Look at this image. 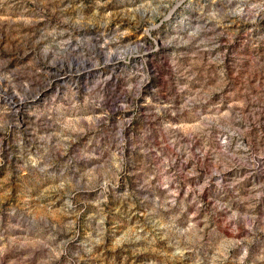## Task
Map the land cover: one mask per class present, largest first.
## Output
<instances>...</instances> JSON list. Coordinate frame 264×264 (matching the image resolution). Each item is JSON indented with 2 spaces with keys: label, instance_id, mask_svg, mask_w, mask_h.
I'll list each match as a JSON object with an SVG mask.
<instances>
[{
  "label": "rangeland",
  "instance_id": "1",
  "mask_svg": "<svg viewBox=\"0 0 264 264\" xmlns=\"http://www.w3.org/2000/svg\"><path fill=\"white\" fill-rule=\"evenodd\" d=\"M0 264H264V0H0Z\"/></svg>",
  "mask_w": 264,
  "mask_h": 264
},
{
  "label": "trees",
  "instance_id": "2",
  "mask_svg": "<svg viewBox=\"0 0 264 264\" xmlns=\"http://www.w3.org/2000/svg\"><path fill=\"white\" fill-rule=\"evenodd\" d=\"M115 112L110 113L109 117H113Z\"/></svg>",
  "mask_w": 264,
  "mask_h": 264
}]
</instances>
